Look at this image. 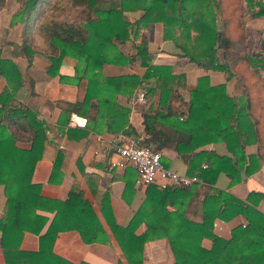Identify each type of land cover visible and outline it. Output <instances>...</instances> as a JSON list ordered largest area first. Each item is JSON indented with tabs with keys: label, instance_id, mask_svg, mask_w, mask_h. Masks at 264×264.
Listing matches in <instances>:
<instances>
[{
	"label": "crops",
	"instance_id": "obj_1",
	"mask_svg": "<svg viewBox=\"0 0 264 264\" xmlns=\"http://www.w3.org/2000/svg\"><path fill=\"white\" fill-rule=\"evenodd\" d=\"M261 4L264 5V0H215L212 6L216 31H222L224 19L229 20L226 30L230 33L232 48L240 56H247L264 78V68L261 67L264 64V13L258 12ZM17 11L18 3L14 0H5L4 6L0 8V58L10 59L21 77V84L13 94L12 102L33 111L45 126L42 153L34 165L30 181L40 185L41 196L58 201L65 200L70 187L74 185L90 204L107 239V242L102 243H84L77 231H60L51 248L56 256L73 264H129L107 226V221L126 226L146 197L147 185L135 183L136 172L131 166H126L132 170L128 172L124 170L126 167L109 165L110 161L116 160L113 147L128 140H139L158 151L164 168L185 177H194L193 181L184 186H161L154 183L156 191L154 188L148 190L147 195L154 198L159 193L158 189L184 188L180 192H173L161 205L156 199L153 200L156 203L152 207L162 210L152 219L157 225H168V215L173 213L179 218L200 223L204 196L214 190H222L242 200L247 207L242 214L227 220L214 218L212 233L215 236L227 240L231 237V231L244 227L248 222L257 230L262 227L264 159L258 158L257 148L258 142L264 143V125L258 135L251 122L243 118V88L239 76L234 74V69L240 68V61H235L236 64L231 67L216 42L214 63L222 65L223 70L210 68L205 62L197 65L183 56L171 39H163L161 22L136 26L142 10L123 11L124 19L130 24L129 38L118 44L117 48L130 59L123 64H104L101 76L128 75L139 81L133 88L127 83L115 94L107 91L108 103L98 108L95 98L83 103L86 78L74 81L58 79V75L70 78L74 75V59L63 57L58 66V75L51 76L47 73L49 59L41 49L32 54L30 63L26 56L13 55L12 45H20L23 40V20H12V15ZM238 31H241L239 37ZM173 33L177 35V27H174ZM142 41L148 55L144 64H141L136 54L137 46ZM154 65L170 68L165 77L169 92L166 95L163 93L161 99L160 89L156 86L157 76L144 77L147 66ZM200 80L198 94L193 98L195 102L199 101L195 107L196 114L193 113L192 119L183 124L187 119L192 92ZM5 86V79L0 76V91ZM139 93H143L142 100L138 98ZM206 97L214 98L213 101L220 108L214 110L220 118L216 131L209 129L211 125L205 120L207 104L202 103H205ZM58 102L77 103L79 111H70L67 115L59 108ZM124 111L126 122L121 125ZM238 111H241V120L236 121ZM226 112L229 114L226 115ZM111 115H118L117 122L109 123ZM227 125L231 126L228 135L233 136L230 141H227L225 131H219ZM66 129H74V133L68 137ZM16 144L22 148L29 147L27 141H17ZM58 156L59 166L54 168L53 163ZM224 158L230 164L223 166ZM192 160L193 171L187 175L190 171H187V166ZM212 164H219L216 174L209 172ZM124 180L129 183L125 185ZM130 181L133 183L130 184ZM2 188L0 186V217L5 204ZM250 192L260 193V196H254L253 201H249L247 196ZM147 209H151V206L148 205ZM37 213L47 216L41 234L54 212L38 210ZM144 230L145 224L141 222L135 233L141 234ZM163 232V228L157 227V230L149 234L142 244L139 264H173V255ZM211 244L209 238L203 237L200 240V246L204 249H209ZM19 249L37 251L38 236L24 232ZM0 264H4L1 247Z\"/></svg>",
	"mask_w": 264,
	"mask_h": 264
},
{
	"label": "trees",
	"instance_id": "obj_2",
	"mask_svg": "<svg viewBox=\"0 0 264 264\" xmlns=\"http://www.w3.org/2000/svg\"><path fill=\"white\" fill-rule=\"evenodd\" d=\"M14 1L18 3V11L12 15V20L15 18L23 20L22 30L36 35L29 36L28 40L23 39L20 45H12L13 55L26 56L30 63L32 54L41 49L49 59L47 73L51 76L58 75V66L63 57L74 59V75L71 78L58 75V79L74 81V79L86 78L83 103H88L95 98L98 108L108 103L107 91L110 90L111 94H115L127 83L133 88L139 81L128 75L103 78L101 76L104 64H123L130 59L121 54L117 48L118 44H122L129 38L130 24L124 19L123 11L142 10V15L135 23L136 26H145L154 21L161 22L163 39H171L190 62L197 65L205 62L210 68L223 70L222 65L214 63L216 53L214 46L217 42V48L223 50L231 67L236 64L235 61L241 63L239 69H234V74L239 76L243 88L244 114H242L243 118L251 122L254 132L259 135V129L264 125V78L261 77L258 69L253 67L247 56H240L239 52L232 48V39L226 30L229 20L224 19V28L222 31H216V17L213 11L215 0ZM4 2L5 0H0V8L4 6ZM59 4L61 8H82V10L86 8V18L78 22H57L49 18L46 15L48 10H55ZM258 12L264 13L263 4L259 5ZM174 27L178 28L177 35L173 33ZM237 33L238 37L241 36V31ZM136 54L140 57L141 64L148 59L144 41L137 46ZM261 67L264 68V64ZM169 72V67L154 65L147 66L144 73V77L145 75L157 76L159 99L163 93L166 95L169 92L165 79ZM0 76L6 81V86L0 91V186L3 187L5 197L3 213L0 217V247L4 264H73L52 252V244L57 233L75 230L84 243H102L107 242L105 232L90 204L83 199L81 191L74 185L70 187L66 199L58 201L41 196L40 185L31 183L32 170L42 153L45 126L43 121L37 119L33 111L12 102L13 94L21 84V77L10 59L0 58ZM169 78L172 77L169 76ZM200 83L201 80L192 92L187 119L183 124H187L192 119L193 113L196 114L199 101L195 102L193 98L198 94ZM213 100L215 99L206 97L205 103L202 104H207L205 107L208 112L205 114V120L211 125L209 129L213 128L216 131L220 118L215 115L214 110H220V108ZM58 105L67 115L70 111H79L77 103L58 102ZM227 114L229 113L226 112ZM124 115L126 116L125 111L121 125L126 122ZM236 115V121L241 120V111H238ZM108 120L109 123L117 122L118 115H111ZM230 128L231 126L227 125L219 130L225 131L227 141L233 139L232 135H228ZM71 133H74V129H66L68 137ZM17 141H27L29 147H19L16 144ZM227 146L229 147V143ZM257 156L259 159H264V143L258 142ZM59 160L60 156L58 159L56 157L53 163L54 168L59 166ZM191 162L193 160L189 161L187 171H190L187 175H191L193 171ZM227 163L230 164V161L222 159L223 166ZM218 168L219 164H212L209 172L216 174ZM124 170L132 172L129 167ZM197 176L205 178L203 175ZM229 176L232 178L230 173ZM211 179L213 180V176ZM124 182L125 185L129 183L128 180ZM133 182L130 181V184ZM151 188L156 191L153 184L146 186V197L126 226L107 221L114 240L129 264H135L137 260L136 264L140 263L139 254L142 244L151 232L157 230V227L164 229L163 234L173 255V264H264V223L257 230L248 222L244 227L231 231V237L227 240L212 233L214 218L227 220L236 214H242L247 207L242 200L225 191L214 190L203 198V218L200 223L179 218L173 213L168 215V225H157L152 219L162 210L153 208L152 205L156 202L161 205L168 197H171L173 192H180L184 188L164 187L158 189L159 193L154 198L147 195ZM254 196L258 198L260 193L250 192L247 199L253 201ZM154 199L156 202H153ZM148 205L151 209H147ZM38 210L54 212L45 231L41 234L40 231L47 221V216L37 213ZM141 222L145 224V230L141 234H136L135 230ZM24 232L38 236L37 251L28 252L19 249ZM203 237L212 240L209 249L200 246V240Z\"/></svg>",
	"mask_w": 264,
	"mask_h": 264
},
{
	"label": "built area",
	"instance_id": "obj_3",
	"mask_svg": "<svg viewBox=\"0 0 264 264\" xmlns=\"http://www.w3.org/2000/svg\"><path fill=\"white\" fill-rule=\"evenodd\" d=\"M143 93L138 94L142 100ZM72 121V120H71ZM116 160L110 161L111 167L124 168L131 166L136 172L135 183L141 186L158 183L161 186H184L194 180V177H185L174 171L164 168L161 155L149 145L139 140H128L113 147Z\"/></svg>",
	"mask_w": 264,
	"mask_h": 264
},
{
	"label": "rangeland",
	"instance_id": "obj_4",
	"mask_svg": "<svg viewBox=\"0 0 264 264\" xmlns=\"http://www.w3.org/2000/svg\"><path fill=\"white\" fill-rule=\"evenodd\" d=\"M49 18L57 21V22H78L80 19H85L86 18V8L82 10V8H68L64 7L61 8V4L56 6L55 10H48ZM35 33H26L22 31L21 36L23 37L22 39L28 40L29 36L34 37ZM38 35V34H37Z\"/></svg>",
	"mask_w": 264,
	"mask_h": 264
}]
</instances>
